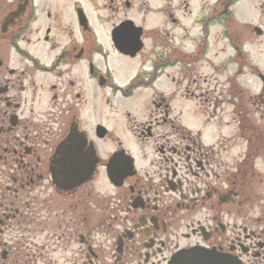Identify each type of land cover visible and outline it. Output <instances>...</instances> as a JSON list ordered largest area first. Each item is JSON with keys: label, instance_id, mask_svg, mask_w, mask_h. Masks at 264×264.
<instances>
[{"label": "flooded vegetation", "instance_id": "flooded-vegetation-1", "mask_svg": "<svg viewBox=\"0 0 264 264\" xmlns=\"http://www.w3.org/2000/svg\"><path fill=\"white\" fill-rule=\"evenodd\" d=\"M198 1L0 0V264H264V129L242 97L263 101L260 66L241 88L259 45ZM228 108L240 134L209 139ZM68 138L99 156L88 181L54 176Z\"/></svg>", "mask_w": 264, "mask_h": 264}, {"label": "rangeland", "instance_id": "rangeland-1", "mask_svg": "<svg viewBox=\"0 0 264 264\" xmlns=\"http://www.w3.org/2000/svg\"><path fill=\"white\" fill-rule=\"evenodd\" d=\"M215 0H209L210 2H214ZM199 3L201 4V1L199 0L197 2V6L199 5ZM85 5L87 8L90 7L89 4H87V2H85ZM231 10H233V15H234V22L236 24V26L238 28H241L242 30H245L247 32V34L250 36V41H255L256 45H259V48L261 47V52L259 53V48L256 49L258 50L257 53L253 52L250 54V56L248 57V61H247V66L244 69V72L246 73V76H243V74L241 75V88H245L246 91H250L252 93H255L254 89L251 88L253 87H257L261 84L260 80L255 76L258 72V70L255 71L256 74L253 73V71L255 70L253 68V66H251L252 64H256L258 65V67L260 68V70L264 73V33L263 34H257L254 31L253 32H249V29L252 28L253 25H251L250 27L248 26V24L252 23H258L259 25H261V27L264 29V0H239L237 1L233 6H231ZM220 31L219 28L215 27L214 28V38H216V34L218 33L220 35V33L218 32ZM213 38V39H214ZM224 41L221 40L219 42H216L214 39V51L213 53L218 50L221 46H223ZM217 47V48H216ZM247 48H251L254 51V48L251 46H247ZM230 50V49H229ZM232 53V51H231ZM258 68V69H259ZM234 69L236 70L237 67L235 68V65H231L229 66V72H233ZM241 95H243L241 93ZM244 99H247V102H249L250 104H257L258 107L252 106L251 108L254 110H251V115H252V119L260 124H262V128L264 129V106H260L259 103L264 101V94H263V101H260V98H256V96H252L249 94H245L244 96H242ZM254 101H256V103H254ZM258 102V103H257ZM101 103L99 102L98 99L95 98L94 102H93V107L96 109L92 114L91 117L92 119H99V118H104V120L106 121V123H110L112 125V123H114V121H111L112 115L110 114H106L103 113L102 111L104 110H100L101 109ZM102 104H105L104 102H102ZM264 105V102L262 103ZM261 104V105H262ZM105 105H102V109H104ZM259 109V110H258ZM106 111V110H105ZM211 112V111H209ZM220 113V111H219ZM223 117L226 115L228 116V119H232V113L231 110L225 109L224 111H221ZM109 116V117H107ZM110 118V119H109ZM224 124V123H223ZM222 130H210L209 132H207V137L210 139L212 137H215L216 135L218 136L220 134V132L222 131V133L226 134V135H232L235 133L236 130V126L231 123V124H227V125H222ZM242 150V147H241ZM261 169L262 173V177L264 180V159L260 160V163L258 165ZM264 183V182H263ZM261 183V192L264 191V184Z\"/></svg>", "mask_w": 264, "mask_h": 264}, {"label": "water", "instance_id": "water-1", "mask_svg": "<svg viewBox=\"0 0 264 264\" xmlns=\"http://www.w3.org/2000/svg\"><path fill=\"white\" fill-rule=\"evenodd\" d=\"M72 139L71 138H68L67 140H65L63 143H61L60 147L57 149V152H56V155H55V159H56V167H58L60 170H57L55 173H54V176L56 178H59V179H63L65 177V181L67 182H75L77 181L78 179V182L76 183H81L82 181L84 180H87L89 179L90 177H92V173H93V170H94V167H95V164L96 162L99 160V157L97 158L96 155H95V148L93 147V145L91 147H86V153L85 155L82 157L78 156V153L74 154L70 152V147H68V145L71 142ZM87 141V140H86ZM87 146H88V142L86 143ZM68 155V158H66V156ZM65 158L67 160H69L70 162H74V161H78V160H81L82 158V162H85V171H83V173H73V172H63L61 168H63L64 170L68 169V167L72 168V165L70 164H67L65 163ZM76 178H78L77 180H75ZM190 253V260L189 262H191V264H199L200 261H208L207 259H201L199 256L200 254L195 252V251H192V252H189ZM179 262V259L174 258L172 261H171V264H175ZM208 263H211V261H208L206 262L205 264H208Z\"/></svg>", "mask_w": 264, "mask_h": 264}]
</instances>
